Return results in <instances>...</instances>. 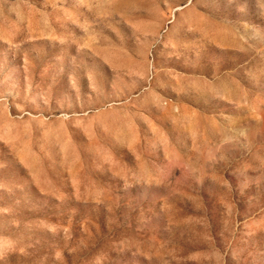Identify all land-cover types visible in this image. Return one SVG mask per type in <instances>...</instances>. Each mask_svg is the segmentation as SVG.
I'll return each instance as SVG.
<instances>
[{
	"label": "rangeland",
	"instance_id": "obj_1",
	"mask_svg": "<svg viewBox=\"0 0 264 264\" xmlns=\"http://www.w3.org/2000/svg\"><path fill=\"white\" fill-rule=\"evenodd\" d=\"M0 264H264V0H0Z\"/></svg>",
	"mask_w": 264,
	"mask_h": 264
}]
</instances>
